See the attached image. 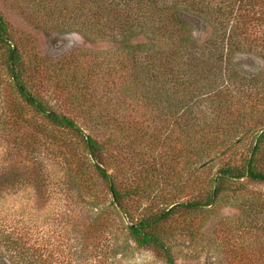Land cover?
<instances>
[{
	"label": "trees",
	"instance_id": "obj_1",
	"mask_svg": "<svg viewBox=\"0 0 264 264\" xmlns=\"http://www.w3.org/2000/svg\"><path fill=\"white\" fill-rule=\"evenodd\" d=\"M15 1L44 29L104 40L113 50L25 61L0 13V58L11 87L0 116L7 144L0 198L23 184L43 205L39 155L52 154L61 159L67 197L81 202L64 224L73 242L63 247L49 248L50 235L32 237L0 218V264H109L117 232L176 264L174 238H194L217 206L240 198L247 185H264V71L244 74L235 60L264 58V0ZM201 27L210 32L199 42ZM47 92L69 113L54 110ZM27 129L37 133H4ZM216 226L214 241L226 253L218 264L264 257V244L230 243L245 225Z\"/></svg>",
	"mask_w": 264,
	"mask_h": 264
},
{
	"label": "rangeland",
	"instance_id": "obj_2",
	"mask_svg": "<svg viewBox=\"0 0 264 264\" xmlns=\"http://www.w3.org/2000/svg\"><path fill=\"white\" fill-rule=\"evenodd\" d=\"M0 13L9 25L11 42L22 53L25 61H28L33 54L56 61L76 48L86 49L92 53H105L108 50L109 52L113 50V46L104 40L96 39L90 41L74 32L62 35L56 31L44 29L29 18L26 11L15 0H0ZM209 32L208 27L205 30L201 27L195 31L194 36L197 41L201 42L208 37ZM235 60L239 63L240 69H242L244 74L257 73L260 70L264 71V58L253 54H242L237 55ZM233 63L232 60L230 64L234 66ZM10 88V78L8 77L4 62L0 58V116L6 114L5 103H9L11 99ZM44 97H46L49 105L57 112L69 113L56 99L51 98L49 92ZM69 115L74 117V120L84 133L89 132L77 117L73 114ZM4 133H11L14 136L15 133L37 132L27 129ZM54 133L58 132L54 131ZM6 147L5 139L1 137L0 164ZM39 148L41 152H46L43 147L40 146ZM240 148L242 151H246L248 144L241 143ZM51 155H39L43 159L42 162L46 173L45 190L47 200L43 205L40 202H35L32 187L23 184H19L13 189H8L0 198V218L5 220V222L9 221L19 230H29L28 232L32 237L36 235L40 236L41 233H45L46 236L50 235V239L48 238L50 242L48 244L49 248H53L58 243L61 247L65 246V244H72V240L64 238L62 230L66 222L74 219L73 216L77 211L73 210L76 207L78 208L81 203L71 196L67 197L62 185L63 170L61 159ZM103 190L105 189L103 188ZM104 193L106 203L108 200H111V196L110 194L106 195V191ZM229 199V203L231 204L217 206L214 215L205 221L194 238L191 239L189 236L184 235L177 236L172 240V254L176 264H218L217 261L219 259L223 260L226 257L224 248L218 245L217 240L214 241V237H217L216 225L223 221H232L236 225L242 224L246 226L242 230L237 231L235 237L230 241L235 246L241 245L242 247L249 248L251 246L255 247L259 243L264 244V225H260L261 220L264 219V210H261L264 207V185H247L242 191L240 198L233 195ZM235 204H240L241 206L235 207ZM99 205L102 206L103 203L100 202ZM246 207L249 210L244 212V208ZM95 211L96 208L92 212ZM122 224H126V221L123 220ZM72 229V233H69L70 237H73ZM123 233L117 232L116 244L114 245L119 247V249L118 252L113 253L111 256L109 255L107 263L167 264L163 257L154 249L135 246L134 242ZM112 244L111 240H109V243L106 242L111 251L114 246ZM66 250L62 248V255H67ZM249 258L253 259L252 262L254 263L252 264H264V257L260 254L259 256L253 254ZM241 262L245 263L248 261L244 258Z\"/></svg>",
	"mask_w": 264,
	"mask_h": 264
}]
</instances>
